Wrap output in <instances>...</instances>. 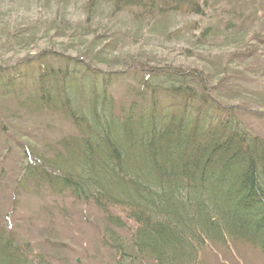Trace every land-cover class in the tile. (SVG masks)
<instances>
[{
    "label": "trees",
    "instance_id": "1",
    "mask_svg": "<svg viewBox=\"0 0 264 264\" xmlns=\"http://www.w3.org/2000/svg\"><path fill=\"white\" fill-rule=\"evenodd\" d=\"M108 2L136 18L201 14L198 0ZM81 58L41 51L0 61V100L13 98L25 113L73 131L49 159L28 152L19 181L94 206L116 264H199L204 247L229 244L264 254V139L248 123L264 111L226 104L218 93L224 78L214 88L200 69L144 64L107 72ZM125 81L117 102L112 89ZM19 240L0 223V264H48L28 257Z\"/></svg>",
    "mask_w": 264,
    "mask_h": 264
},
{
    "label": "rangeland",
    "instance_id": "2",
    "mask_svg": "<svg viewBox=\"0 0 264 264\" xmlns=\"http://www.w3.org/2000/svg\"><path fill=\"white\" fill-rule=\"evenodd\" d=\"M198 1L200 15L182 9L136 18L114 12L108 0H0V61L53 51L85 57L107 72L144 64L196 68L212 77L213 86L224 78L227 86L218 93L226 104L264 111V39L254 40L264 37V0ZM231 54L239 55L227 64ZM125 83L112 89L117 102ZM44 119L22 111L13 98L0 100V223L15 229L30 258L116 264L101 237L105 217L94 206L19 181L28 152L49 159L56 141L73 133L66 122ZM248 123L264 139V119ZM199 264H264V254L240 244L208 246Z\"/></svg>",
    "mask_w": 264,
    "mask_h": 264
}]
</instances>
